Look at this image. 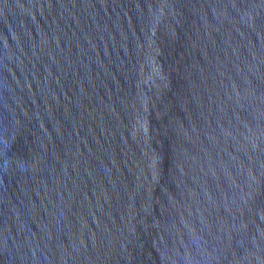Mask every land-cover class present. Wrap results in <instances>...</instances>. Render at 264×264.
Masks as SVG:
<instances>
[{
    "label": "water",
    "instance_id": "water-1",
    "mask_svg": "<svg viewBox=\"0 0 264 264\" xmlns=\"http://www.w3.org/2000/svg\"><path fill=\"white\" fill-rule=\"evenodd\" d=\"M0 264H264V0H0Z\"/></svg>",
    "mask_w": 264,
    "mask_h": 264
}]
</instances>
